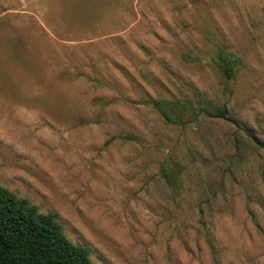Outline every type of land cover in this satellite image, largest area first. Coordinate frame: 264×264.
Masks as SVG:
<instances>
[{
    "label": "rangeland",
    "instance_id": "1",
    "mask_svg": "<svg viewBox=\"0 0 264 264\" xmlns=\"http://www.w3.org/2000/svg\"><path fill=\"white\" fill-rule=\"evenodd\" d=\"M58 14L46 32L0 8V184L57 214L94 264H264V0ZM157 100L213 111L168 123Z\"/></svg>",
    "mask_w": 264,
    "mask_h": 264
},
{
    "label": "trees",
    "instance_id": "2",
    "mask_svg": "<svg viewBox=\"0 0 264 264\" xmlns=\"http://www.w3.org/2000/svg\"><path fill=\"white\" fill-rule=\"evenodd\" d=\"M222 54L220 67L225 76L231 77L234 61L225 51ZM153 105L168 123H177L176 120L188 112L199 118L201 114L207 116L213 111V106L209 107V103L202 101L193 105L189 101L157 100ZM224 115L219 109L214 117L223 118ZM230 163L237 164V158ZM160 167L162 178L172 185L173 170L169 162H163ZM216 197L217 194L214 193L212 199ZM0 264L94 263L86 247L74 244L67 238L57 214L40 212L27 199L19 197L0 184Z\"/></svg>",
    "mask_w": 264,
    "mask_h": 264
},
{
    "label": "crops",
    "instance_id": "3",
    "mask_svg": "<svg viewBox=\"0 0 264 264\" xmlns=\"http://www.w3.org/2000/svg\"><path fill=\"white\" fill-rule=\"evenodd\" d=\"M0 8L13 11V13L21 17L26 13L34 15L38 19V24L43 27L42 31L58 32V27L61 23L58 10L61 7V2L66 0H0Z\"/></svg>",
    "mask_w": 264,
    "mask_h": 264
}]
</instances>
